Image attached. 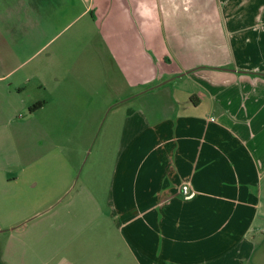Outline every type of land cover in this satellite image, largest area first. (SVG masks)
Here are the masks:
<instances>
[{
	"label": "crops",
	"instance_id": "obj_1",
	"mask_svg": "<svg viewBox=\"0 0 264 264\" xmlns=\"http://www.w3.org/2000/svg\"><path fill=\"white\" fill-rule=\"evenodd\" d=\"M87 58L99 75L90 78L129 103L117 144L81 183L55 170L51 193L45 170L39 209L0 233V264H256L264 0H0V129L70 136L69 115L85 110ZM12 148L0 179L36 187L40 171Z\"/></svg>",
	"mask_w": 264,
	"mask_h": 264
},
{
	"label": "rangeland",
	"instance_id": "obj_2",
	"mask_svg": "<svg viewBox=\"0 0 264 264\" xmlns=\"http://www.w3.org/2000/svg\"><path fill=\"white\" fill-rule=\"evenodd\" d=\"M55 46L56 42L52 43L46 49L47 53L53 52ZM59 53V57L63 58L70 54L71 51L61 49ZM88 58L85 104L82 106L85 107V110L83 115L80 112H73L69 115L71 119L67 121H72L73 126L77 127L69 131L70 136L66 135V139H64L62 135L65 134V131L44 129L49 134L54 133L50 135L49 143L48 136L42 133V129L25 126L26 124L19 127L18 123L17 125L14 124L15 126L0 129V165L14 157L13 155L15 154L12 148L14 144L21 157L19 159L21 166L25 165L30 170L40 171L37 176L32 177L37 183L36 187L31 186L29 179L24 183L20 180L17 184H13L14 186L7 185L3 183L1 176L5 178L8 173L0 174V226H2L0 227V233L13 234L4 228L10 227L14 219L20 217L21 214L33 208L35 210L39 209L40 190H44L45 187L43 177L46 169L48 171L46 182L48 183L51 180L52 193L58 188L60 183L55 182L58 177L55 174V170H61L64 173L63 178L61 177L62 179L66 176L65 172L70 171L71 173H68L67 177H71L74 174L73 184H75V181H80L81 183L84 174L89 170L93 162L97 161V158L101 161L103 157L111 156V152L114 151L113 147L117 144L119 137L117 128L122 123V113L127 110L129 103L122 102L123 100L120 96L114 97L111 94L108 83L101 84L90 78V76L99 75L90 67V59ZM21 115L25 114L22 113ZM78 123L80 125L76 126ZM47 154H49V157H47ZM24 189L26 190L24 191ZM54 205L55 207L57 206V204ZM61 209L62 206L59 209H55L54 212L45 213L44 215V211H47V208H43L40 209V216L45 217V221H49L53 215L61 212ZM1 242L0 238V244ZM252 262L264 264V242L258 245L252 257Z\"/></svg>",
	"mask_w": 264,
	"mask_h": 264
},
{
	"label": "built area",
	"instance_id": "obj_3",
	"mask_svg": "<svg viewBox=\"0 0 264 264\" xmlns=\"http://www.w3.org/2000/svg\"><path fill=\"white\" fill-rule=\"evenodd\" d=\"M181 193L183 194L185 200H188L194 196V193L189 190L188 185L181 186Z\"/></svg>",
	"mask_w": 264,
	"mask_h": 264
},
{
	"label": "trees",
	"instance_id": "obj_4",
	"mask_svg": "<svg viewBox=\"0 0 264 264\" xmlns=\"http://www.w3.org/2000/svg\"><path fill=\"white\" fill-rule=\"evenodd\" d=\"M40 106H41L40 103H36V104H34L31 108H29V110H30V111H34V110H36L37 108H39Z\"/></svg>",
	"mask_w": 264,
	"mask_h": 264
}]
</instances>
